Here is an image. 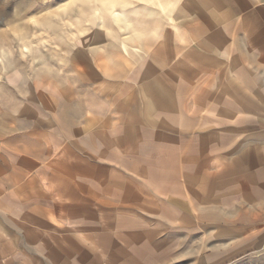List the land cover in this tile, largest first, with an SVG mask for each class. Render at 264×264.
<instances>
[{
	"label": "crops",
	"instance_id": "obj_1",
	"mask_svg": "<svg viewBox=\"0 0 264 264\" xmlns=\"http://www.w3.org/2000/svg\"><path fill=\"white\" fill-rule=\"evenodd\" d=\"M224 2L190 0L189 44L171 38L165 48L156 45L133 76L131 62L140 56L129 58L125 77L140 80L139 87L125 84L105 92L94 83L89 90L75 85L74 93H90L86 124L76 95L61 103V87L59 96L36 94L49 116L9 120L27 137L13 134L0 143V264H158L172 249L153 246L147 221H185L188 229L190 220L263 218L264 133L253 132L264 123L258 76L264 68L263 7L253 0ZM116 21L127 27L126 19ZM96 32L78 40L98 42L102 34ZM135 35L133 41L148 38ZM95 57L99 60L90 55L86 73L102 69L107 77H124ZM84 66L76 61L75 74L88 84L92 79L86 80ZM73 104L81 110L75 117L68 112ZM72 157L75 165L68 163ZM98 212L108 214L112 228L99 229ZM219 228L222 232L221 223ZM258 228L252 234L248 227L236 245L251 244L254 235L262 238L264 228ZM170 237L171 246L190 247L194 239L189 229L183 242ZM210 241L202 239L196 253L205 252ZM219 247L204 261L226 256Z\"/></svg>",
	"mask_w": 264,
	"mask_h": 264
},
{
	"label": "rangeland",
	"instance_id": "obj_2",
	"mask_svg": "<svg viewBox=\"0 0 264 264\" xmlns=\"http://www.w3.org/2000/svg\"><path fill=\"white\" fill-rule=\"evenodd\" d=\"M238 1L225 0L224 3L237 4ZM253 2L263 7L259 8V14L261 19H264V0H253ZM152 8L161 12L154 13L150 11ZM241 8V16H244L247 11L244 5ZM198 10L196 7L194 15L200 18V10ZM238 15L240 16V13ZM125 19L127 27L121 26L116 21ZM188 22H190V0H0V143L3 144L2 141L9 139L13 134L25 139L27 135L22 134V130H18L17 125L11 126L9 120L13 117L14 119L27 117L33 113L38 116H49V111H45L42 104L36 100V94L52 93L59 96L60 87L64 91L61 95V103H64V96L67 98L66 101H74L75 95L76 100L78 97L86 124V117H90L88 109L86 110L90 93L88 91L74 93L75 85L82 90L88 86L89 90L90 85L94 83L100 91L105 92L115 91L125 84L139 87L142 84L140 80L135 83L125 77L128 71L127 68L124 70L127 60L134 54L140 56L134 57L137 60L136 64L131 62L130 76H133L150 61L154 49L157 48L156 45L165 48L173 41L171 38H174L178 43L180 42V45L186 46L190 43L187 39L190 38ZM94 32L99 36L102 34L101 37H95L98 38V42L91 41L92 39L78 40L89 37ZM135 34H143L148 38L133 41L131 36ZM108 37L111 40H108ZM124 48L128 49L127 53ZM163 53L166 51L164 50ZM90 55L99 56L100 61L98 57H95V61L97 60L100 65H103V62L105 64L110 62L114 71L119 72L120 75L124 72V77H107L102 69H96L94 76L90 75L91 68L86 73L87 63L91 62ZM179 59L182 62L186 58L180 55ZM76 61L85 65L83 71L87 81L92 79L91 83L82 82L81 78L76 76L74 69ZM258 76L260 83L264 84V68L260 69ZM99 95L105 96L103 93ZM72 109L68 112L74 117L81 111L75 110V105ZM61 110H56V116H59ZM260 118H264V110L260 111ZM22 128L26 127L22 126ZM253 132H258L259 136H262L264 123L255 126ZM261 140L260 137V143L264 144ZM81 159L77 158V161ZM74 160V157L68 158V163ZM75 164L74 162L72 165ZM82 164L86 166L85 158ZM83 174L85 176L86 172ZM125 174L131 175L129 172ZM102 175L106 174H99V177L101 178ZM98 213L99 229L112 228L113 221L106 220L108 214ZM262 213L260 218H263L254 222L243 219L226 220V222L190 220L188 229L190 236L194 238L190 239V247L185 243L171 246L169 242L172 240L170 237L172 233L179 243L185 241L184 237L188 230L185 221H173V223L147 221L146 230L154 237L151 239L153 246L157 245L156 248L160 251L172 249L171 256L158 264H264V236L262 238L252 236V243L247 246L236 245L250 231L248 227L251 226L253 229L263 226L264 228V210ZM240 214L241 211H238L237 216ZM220 223L223 225L222 232L219 228ZM155 230L156 236L152 234ZM258 230L253 229L251 232L257 234ZM234 232L239 235L236 236ZM206 238H210V245L205 252L196 253L198 246L202 244V239ZM159 241L160 244H154ZM219 246L224 252H228L227 255L221 260L219 258L204 261L209 252Z\"/></svg>",
	"mask_w": 264,
	"mask_h": 264
}]
</instances>
